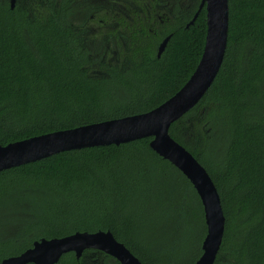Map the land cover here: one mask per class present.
Returning a JSON list of instances; mask_svg holds the SVG:
<instances>
[{"label":"trees","instance_id":"obj_1","mask_svg":"<svg viewBox=\"0 0 264 264\" xmlns=\"http://www.w3.org/2000/svg\"><path fill=\"white\" fill-rule=\"evenodd\" d=\"M201 2L118 0L145 14L92 19L70 14L65 1L56 11L53 0H19L14 9L0 0V147L165 103L203 56ZM229 7L221 70L170 135L221 196L226 226L214 264H264V0H229ZM101 21L104 38L93 39L88 28ZM151 140L65 151L1 171L0 264L41 239L98 231H110L143 264H196L208 232L202 201ZM56 264L120 263L89 249Z\"/></svg>","mask_w":264,"mask_h":264},{"label":"water","instance_id":"obj_2","mask_svg":"<svg viewBox=\"0 0 264 264\" xmlns=\"http://www.w3.org/2000/svg\"><path fill=\"white\" fill-rule=\"evenodd\" d=\"M16 0H10L11 9ZM207 11V38L203 56L189 81L173 97L154 110L90 124L75 129L49 133L0 147V172L39 161L55 154L95 146L120 145L152 137L151 148L177 167L196 189L205 213L207 236L203 254L196 264H214L225 233L226 217L219 191L206 168L170 135L171 125L194 108L217 78L226 54L229 26V0H202L200 9ZM194 19L187 25L194 23ZM170 37L164 39L158 56ZM214 208V211L212 210ZM99 250L120 264H143L110 232H77L63 238L36 241L19 256L4 259L1 264H56L69 252L80 259L86 250Z\"/></svg>","mask_w":264,"mask_h":264},{"label":"flooded vegetation","instance_id":"obj_3","mask_svg":"<svg viewBox=\"0 0 264 264\" xmlns=\"http://www.w3.org/2000/svg\"><path fill=\"white\" fill-rule=\"evenodd\" d=\"M9 4H10V0ZM55 2L56 11H61L62 1L65 3L69 2V7L71 8L70 14H75L77 16H83L84 14L88 15L92 19H96L101 16H105L109 11L115 12V15H124L133 12L135 15H144L145 12L136 4L133 11L125 9L121 4H118V0H53ZM157 1V0H151ZM158 1H168V0H158ZM19 0H16L15 6L18 4ZM85 11V12H84ZM150 13V12H148ZM96 25V22H93ZM92 23V25H93ZM93 25V26H94Z\"/></svg>","mask_w":264,"mask_h":264},{"label":"snow or ice","instance_id":"obj_4","mask_svg":"<svg viewBox=\"0 0 264 264\" xmlns=\"http://www.w3.org/2000/svg\"><path fill=\"white\" fill-rule=\"evenodd\" d=\"M106 25L103 21L100 22L99 26H89L88 32L93 39H103V33L106 30ZM214 211V208L212 209Z\"/></svg>","mask_w":264,"mask_h":264}]
</instances>
